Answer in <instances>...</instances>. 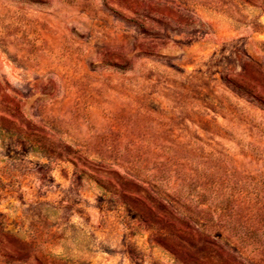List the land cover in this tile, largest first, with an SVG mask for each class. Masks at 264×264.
Wrapping results in <instances>:
<instances>
[{
    "label": "rangeland",
    "instance_id": "374dc122",
    "mask_svg": "<svg viewBox=\"0 0 264 264\" xmlns=\"http://www.w3.org/2000/svg\"><path fill=\"white\" fill-rule=\"evenodd\" d=\"M0 264H264V0H0Z\"/></svg>",
    "mask_w": 264,
    "mask_h": 264
}]
</instances>
